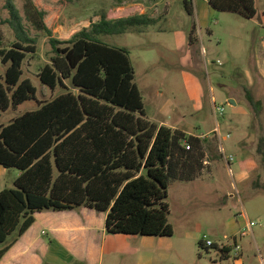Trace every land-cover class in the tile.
Here are the masks:
<instances>
[{
  "label": "trees",
  "instance_id": "16d2710c",
  "mask_svg": "<svg viewBox=\"0 0 264 264\" xmlns=\"http://www.w3.org/2000/svg\"><path fill=\"white\" fill-rule=\"evenodd\" d=\"M209 3L217 11L246 19L257 14L254 0ZM7 4L18 41L3 49L0 38V58L9 65L0 76V120L2 113L27 101H36L38 108L7 126L0 124V166L20 171L16 188L0 192V244L12 238L0 250V262L34 225L36 214L47 211L88 208L107 214L111 235L173 237L167 202L170 184L201 177L209 152L218 148L217 138L150 122L130 51L100 40L154 20L133 16L109 21L103 16L69 41H60L54 30L64 3L29 0L31 19L48 35L54 53L40 71L41 82L52 90L59 86L69 90L70 83L77 91L41 101L31 80L23 79L28 56L38 52L37 40L24 30L12 0ZM185 6L193 15L192 3L185 0ZM195 30L196 26L192 33ZM247 98L252 106H261L250 92ZM200 245L221 250L224 259L232 251L218 244L207 248L203 240Z\"/></svg>",
  "mask_w": 264,
  "mask_h": 264
},
{
  "label": "rangeland",
  "instance_id": "374dc122",
  "mask_svg": "<svg viewBox=\"0 0 264 264\" xmlns=\"http://www.w3.org/2000/svg\"><path fill=\"white\" fill-rule=\"evenodd\" d=\"M121 1L144 0H60L64 8L55 30L68 24L71 37L54 30V38L69 41L89 27L95 16H106ZM161 1L163 5L153 6ZM189 1L193 15L188 14L185 0H150V15L159 16L168 5L167 15L123 35L100 36L104 43L130 51L150 122L218 142V148L209 152L210 165L201 177L170 184L167 202L173 237L138 236L139 240H127L131 247L126 249L120 243L117 248L108 244L104 264H264V0H254V19L217 11L209 0ZM12 2L24 30L38 43L37 54L25 62L23 79L31 80L41 101L67 91L77 93L70 83L69 90L43 85L40 71L54 55L50 39L31 19L29 0ZM11 19L7 0H0L3 49L18 41ZM8 67L0 58V76H5ZM248 92L261 106L249 103ZM215 105L224 108L223 115H215ZM37 108L36 101H27L2 113L0 124L7 126ZM219 133L226 154L235 159L230 166L233 173L220 151ZM19 176V170L0 166V192L15 189ZM204 238L220 249L232 248L229 258L224 259L214 247L203 248ZM236 239L240 252L235 251ZM7 244H0V250Z\"/></svg>",
  "mask_w": 264,
  "mask_h": 264
},
{
  "label": "crops",
  "instance_id": "0c3cea01",
  "mask_svg": "<svg viewBox=\"0 0 264 264\" xmlns=\"http://www.w3.org/2000/svg\"><path fill=\"white\" fill-rule=\"evenodd\" d=\"M149 4L150 0H144L142 3L117 2L112 5L106 18L113 21L133 16H147L155 21L167 15L168 5L157 16L150 15L152 6ZM161 5L162 1L153 6ZM124 13L130 15L123 16ZM101 18L95 16L89 24L97 23ZM65 26L58 25L60 29L57 27L55 31H59L62 36L71 37L68 24ZM172 129L187 133L182 129ZM106 222L107 214L88 208L38 213L34 225L11 247L0 264H104L106 253L109 251L108 244L112 248H117L120 243L121 248L126 249L131 247L128 239H140L137 236L110 235ZM229 255L225 254L227 257Z\"/></svg>",
  "mask_w": 264,
  "mask_h": 264
},
{
  "label": "built area",
  "instance_id": "2783aa9c",
  "mask_svg": "<svg viewBox=\"0 0 264 264\" xmlns=\"http://www.w3.org/2000/svg\"><path fill=\"white\" fill-rule=\"evenodd\" d=\"M224 108H222V107H217L216 105L214 106V113H215V115L216 116H221V115H223V113H224ZM218 137H219V139H220V142H221V147H220V151H221V153L224 155V157H225V161H226V163H227V165H228V167H229V171H230V173H233L232 172V169H231V165L234 163V161H235V159H234V157L232 156V155H227L226 154V150H225V148H224V146H223V144H222V141H221V139H222V137H221V134L219 133V135H218ZM228 138H230V136H228ZM185 145H186V147H187V150H190V145H188V144H186V142H185ZM250 227H251V230H252V232H253V224H251L250 225ZM246 233H244V235H245ZM203 241H204V243H205V246L207 247V248H210V247H213V245H215V243H213L212 241H209V240H207L206 238H204L203 239ZM235 242V251L236 252H240V250H241V246H240V244H238V241H237V239L234 241ZM219 246V245H218Z\"/></svg>",
  "mask_w": 264,
  "mask_h": 264
},
{
  "label": "water",
  "instance_id": "95a60500",
  "mask_svg": "<svg viewBox=\"0 0 264 264\" xmlns=\"http://www.w3.org/2000/svg\"><path fill=\"white\" fill-rule=\"evenodd\" d=\"M232 104L236 105V102L234 100L231 101Z\"/></svg>",
  "mask_w": 264,
  "mask_h": 264
}]
</instances>
